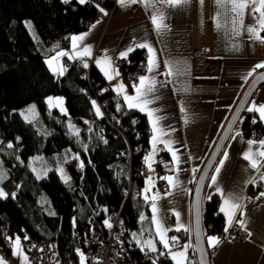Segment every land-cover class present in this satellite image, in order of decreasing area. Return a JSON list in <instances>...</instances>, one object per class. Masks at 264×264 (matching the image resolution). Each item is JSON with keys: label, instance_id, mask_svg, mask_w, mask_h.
I'll return each mask as SVG.
<instances>
[{"label": "crops", "instance_id": "1", "mask_svg": "<svg viewBox=\"0 0 264 264\" xmlns=\"http://www.w3.org/2000/svg\"><path fill=\"white\" fill-rule=\"evenodd\" d=\"M111 9V15L105 9L103 18L72 34L46 64L61 74L67 58L88 57L127 106L146 114L151 135L144 163H158L169 188L161 190L154 174L145 178L141 196L150 203L141 219L150 224L136 240L177 264H197L190 260L193 183L245 86L264 66V0H114ZM135 49L146 52L148 71L131 86L117 60ZM45 101L50 108L62 104L52 95ZM247 107L264 122V84ZM263 161L264 137L248 136L237 124L209 174L203 203L218 195L227 226L246 228L247 236L220 241L209 235L210 264H264ZM178 230L186 235L175 244ZM17 239L0 264L30 263Z\"/></svg>", "mask_w": 264, "mask_h": 264}, {"label": "trees", "instance_id": "2", "mask_svg": "<svg viewBox=\"0 0 264 264\" xmlns=\"http://www.w3.org/2000/svg\"><path fill=\"white\" fill-rule=\"evenodd\" d=\"M113 3L104 0L105 6ZM98 12L89 0H0V169L5 174L0 180V239H46L56 245L62 264H81L90 229L118 214L133 229L139 250L132 255L138 256L136 237L150 224L149 218L141 219L150 201L135 199L150 172L143 150L151 135L146 114L127 106L94 65L88 71L85 65H66L59 74L46 64L48 56L85 28L81 20H95ZM142 52L129 55L135 65L144 58ZM89 75L102 87L100 98L113 123L89 99ZM57 94L65 95V112L46 104L47 96ZM31 103L37 106L38 122L23 113ZM237 124L248 136L264 137L263 120L247 106ZM63 148L80 161L69 165V178L63 180L55 170L39 177L31 158ZM203 226L206 240L218 235L221 241L233 232L219 210L218 195L203 203Z\"/></svg>", "mask_w": 264, "mask_h": 264}, {"label": "built area", "instance_id": "3", "mask_svg": "<svg viewBox=\"0 0 264 264\" xmlns=\"http://www.w3.org/2000/svg\"><path fill=\"white\" fill-rule=\"evenodd\" d=\"M99 7V12L95 19L103 18L105 16V9L112 13L111 6H105L104 0H89ZM95 20L85 19L81 20L82 27H89ZM143 59L136 65L134 61L130 60L129 56L120 57L117 60V66L121 70L123 79L131 86L135 85L137 81L148 71V64L146 62V52H143ZM66 65L80 64L87 66L89 70L90 60L88 57H74L65 60ZM130 64H134L135 68H130ZM89 85V99L96 102L103 110V114L107 117L110 123H113L114 118L109 117L106 110H104V100L100 98L103 92L102 87L93 77L88 76ZM260 134V132L258 133ZM139 149V146H136ZM143 150L147 152L149 146H144ZM132 150H127L131 154ZM149 174H154L157 177V183L161 190H167L169 185L166 181V174L162 171L158 163H154L149 167ZM132 181V180H131ZM130 181V182H131ZM262 181H259L254 187V192L260 190ZM136 202H143L142 196L135 192ZM133 229L131 226L126 225L118 214L106 225H99L90 229L86 239V264H177L166 253L154 252L147 248H141L138 256L132 255L133 250L139 248L133 243L131 237ZM185 232L178 230L174 232L175 244L181 243L185 238ZM247 236V229L240 227L234 228L232 234L229 236L234 241H243ZM24 248L28 253L29 264H62L57 247L54 243L36 237H27L22 240ZM13 248V240L10 238L0 239V256L9 259L10 251ZM190 260L196 261V255L191 254Z\"/></svg>", "mask_w": 264, "mask_h": 264}, {"label": "water", "instance_id": "4", "mask_svg": "<svg viewBox=\"0 0 264 264\" xmlns=\"http://www.w3.org/2000/svg\"><path fill=\"white\" fill-rule=\"evenodd\" d=\"M262 84H264V68L257 71L245 86L196 179L192 193V234L197 264H210V254L203 226V196L207 179L247 104L254 96L256 89ZM1 142L2 138L0 137ZM263 166L264 161L260 168Z\"/></svg>", "mask_w": 264, "mask_h": 264}, {"label": "rangeland", "instance_id": "5", "mask_svg": "<svg viewBox=\"0 0 264 264\" xmlns=\"http://www.w3.org/2000/svg\"><path fill=\"white\" fill-rule=\"evenodd\" d=\"M28 25H29V28H30L33 36L35 38H38V33H37V30H36L34 23L32 21H29ZM52 97H54L56 102H60V103L62 102V104H61L62 106L59 105V109L61 111L63 110L65 112L66 111L65 95L64 94H57V95H52ZM95 109L97 112H99L97 108H95ZM34 110L37 111V106L35 103H32V104H30L29 108H27L26 110H23V113L27 119L32 120L36 117L38 112L36 114H34L33 117H29L28 114H33ZM74 161L77 162L78 160L76 159L73 151L70 148H63L62 150H59V151L52 153V154H49V155L36 154L31 158L30 164H31V167L34 169V171L36 172V174L39 177L46 176L50 170H55L63 180H66L70 176L69 165L71 163H73ZM78 162H80V161H78ZM4 176H5V174L0 169V180ZM154 177H155L154 175L151 176L148 174L146 176V181H148L147 179H149V178L153 179ZM147 187H148L147 184L143 185L142 189L144 192H147ZM0 192H1V194L4 195V193L1 189V186H0ZM17 240H19V239H17ZM86 258H87L86 253L84 251H82L81 252V264H86Z\"/></svg>", "mask_w": 264, "mask_h": 264}]
</instances>
